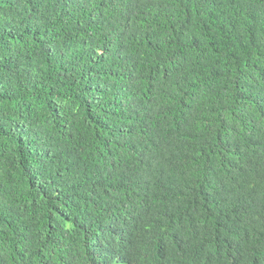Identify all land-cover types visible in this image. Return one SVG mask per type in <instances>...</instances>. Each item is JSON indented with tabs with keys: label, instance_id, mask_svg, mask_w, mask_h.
I'll return each mask as SVG.
<instances>
[{
	"label": "trees",
	"instance_id": "obj_1",
	"mask_svg": "<svg viewBox=\"0 0 264 264\" xmlns=\"http://www.w3.org/2000/svg\"><path fill=\"white\" fill-rule=\"evenodd\" d=\"M0 264H264V0H0Z\"/></svg>",
	"mask_w": 264,
	"mask_h": 264
}]
</instances>
